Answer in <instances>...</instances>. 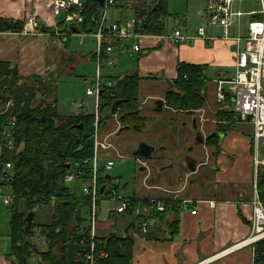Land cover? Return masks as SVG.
<instances>
[{"label":"crops","instance_id":"0c3cea01","mask_svg":"<svg viewBox=\"0 0 264 264\" xmlns=\"http://www.w3.org/2000/svg\"><path fill=\"white\" fill-rule=\"evenodd\" d=\"M51 3V0H0V16L21 20L34 16L39 22V31L35 33L26 31L25 28L19 31H0V59L10 61L12 65L18 68L19 73L22 75H38L40 77L41 74L48 71L52 63L53 66L56 64L63 53H67V57L69 55H77L76 60L65 62L66 68L69 71H72L76 67V64L82 60L89 61L96 58L93 50L87 53L88 51L84 47L74 52L70 48L69 42L72 34H81L83 32L78 28L80 26L76 24L77 21L67 22L70 26L66 30L63 29L61 25L66 22L60 23L58 21L57 16L59 14L54 13ZM128 3L125 5H128ZM114 4H116V0ZM122 4L121 7L124 6V3ZM136 5V7H140L142 4L138 2ZM121 7L120 9H122ZM163 13V21H165L167 28V22L171 16L167 6L164 8ZM140 17L143 20L146 18ZM127 19L129 18L125 15L123 19L121 17L114 21L124 22ZM177 21L179 22L180 19L177 18ZM42 24H45L44 28L41 27ZM206 25L208 34L217 35L215 28H213L215 26ZM234 27L238 31L237 26L234 25ZM175 28L181 29L176 26L171 30ZM171 30L167 28V32ZM181 30L186 34L196 33ZM223 34L221 38L213 41L198 38L193 42L183 41L181 43L169 42L161 37L162 34H150V36H144L140 39L131 37L130 41H125L127 43L125 49L123 50L119 46H116L113 55H123L128 53L127 51L139 52L136 66L128 73L138 71L141 76L140 82L142 79L153 77L156 80L163 81L167 85V89L171 84V80L177 76L178 61L183 60L189 63L206 65L205 73L209 68H214V80L218 85V79L231 77L235 72L230 73V68L236 67V53L232 48V42L225 41ZM81 35L85 36L86 34ZM93 36L96 40L94 34ZM55 38L64 39V41H56ZM131 42L132 44L138 42L141 45V49L139 51L133 50L130 47ZM50 55H53L52 62L49 61ZM103 58H105L104 55ZM126 74L119 76H125ZM104 80L107 79L105 78ZM141 85H143V82ZM217 85L216 106L215 111L212 112L215 118L211 120L203 113H199L200 109H203V106L193 111L170 108L165 103L164 94L148 93L147 97L157 99L155 105L151 108L148 107L146 112H143L145 110L144 104L146 103V98L140 101L141 113L146 116L147 124L139 132L147 134L151 130L152 126H149L148 123V119L151 117H157L159 122L164 118H172L177 120L176 132L178 136H169L170 143H173L176 137L180 141L182 140L183 143L180 142V145L170 148L165 133L169 128L166 122L160 123L159 129L161 134H155L156 137L152 139H148L147 137L144 139L143 136L140 140L127 137V141H123L125 142V146L132 143L129 153L127 152L126 154L133 155L136 160L141 162L139 169L145 172L144 178L151 177L152 174H156V177L162 178H155V182L151 180V183L147 184L149 195H136L135 197L139 199L138 203L141 204L147 203L149 198L161 201L164 198H178L181 206L177 213L168 212L161 220L150 216L147 232L140 230V216L137 213L135 205L130 206L125 211L118 212L114 210V204L108 210L106 220L99 218L98 236L100 238L108 237L111 234L134 238L132 264L255 263L254 251L251 245L227 251L229 246L239 242L251 233L252 200L255 192L257 168L254 163L256 153L251 134L248 137L245 132L240 131L238 128L223 131V133L219 134L221 141L218 148L207 141L208 135L214 131L217 132L221 122H226L225 118H220L217 115V111L225 110L233 112L229 107H224L219 103L217 99ZM160 99L164 100L163 103H159ZM167 109L172 110L175 114L169 112ZM116 123H119V129L122 126L121 122L118 120ZM104 124H107V120H104L101 126ZM129 128L134 127H127L125 129ZM136 131L138 130L136 129ZM115 132L117 131L114 130L109 134L111 135ZM197 135L199 138H196ZM128 138L131 140H128ZM142 141L153 146V150L149 156L134 154L139 145L138 143ZM112 148L115 149L114 144ZM199 152H202V156L198 154ZM173 157L184 158L186 164L184 163L183 168L175 172L176 179L171 182V178L168 180V168L176 164ZM207 173L208 177L211 174L212 177L208 186L204 187L207 191L201 192L194 176L201 174L200 176L207 177ZM211 184L213 189H211ZM108 185V182H103L102 186L104 188L101 190V193H106L105 190L108 188ZM114 187L116 189V185ZM151 190L152 194L150 193ZM122 196L131 197L128 195ZM143 199H145V202L141 201ZM186 200L189 201V207L184 206ZM138 203L135 204L137 205ZM99 206L98 217L102 211L101 203ZM156 209L155 207H149L148 216L155 213ZM192 209H196V212L193 213ZM123 214H126V216H123ZM118 217L123 218V220H120L122 232H119L116 228H111V226L118 224ZM175 219L177 220L178 229L174 232L171 229V222ZM134 221H136L135 225L133 224ZM40 236L45 240L43 235L40 234ZM138 248L139 251H136ZM46 249L47 244L42 250ZM10 252L11 227L5 230L0 229V264L12 263Z\"/></svg>","mask_w":264,"mask_h":264},{"label":"trees","instance_id":"16d2710c","mask_svg":"<svg viewBox=\"0 0 264 264\" xmlns=\"http://www.w3.org/2000/svg\"><path fill=\"white\" fill-rule=\"evenodd\" d=\"M83 1L85 20L80 22L78 28L81 32H93L96 22L92 20V15H100L101 4L98 0ZM165 7L163 1L160 7L152 9L144 19L141 29L150 34L166 33L167 28L163 21ZM252 17L258 18L260 14H253ZM27 19L0 16V31L22 30ZM205 69L204 64L178 61L177 76L171 80L164 93L166 105L188 111L204 106V91L208 80ZM114 78L115 84L103 90L100 96L99 126L108 117L116 116L121 125H129L138 131L144 129L147 118L142 115L140 109L141 76L138 71H133ZM27 79H33L34 82ZM7 95H12L16 100L14 112L17 117V145L10 155L14 159L12 187L15 193L11 203L13 216L10 220L11 264H28L29 257L34 252L39 253L37 245L31 240L35 230L44 236L47 244V249L40 252V264H89L85 260V247L81 246L80 240L89 234L91 199L73 192L64 175L69 169L73 170L77 162L93 156L95 115H85L84 112L60 114L57 110V97L49 92L41 77H25L10 61L0 59V96L6 98ZM49 97L54 98L52 102L46 101ZM102 98L105 103L101 102ZM118 99L120 101L113 111V103ZM105 105L110 106L111 113L103 112ZM217 115L225 118L226 122H221L218 131L210 133L207 137L208 143L216 148L221 141L219 134L234 129L237 120L231 111L218 110ZM78 147L81 149H77ZM86 177L77 179L84 181ZM100 179L103 184L110 176L104 177L103 181ZM256 183L259 196L264 201V166L258 167ZM107 189L105 192L113 193L112 188ZM129 198L133 205L138 203V198ZM20 200L25 201L26 209L21 210ZM141 201L145 202V199ZM162 201L164 208L156 209L155 213L148 216V220L151 217L161 220L168 212L177 213L180 210L178 198H164ZM98 203L100 205V201ZM36 205L49 206L51 219L47 222H36L34 212L33 225L27 230L24 218ZM85 209L88 211V225L84 224L87 220ZM133 224L135 225L136 221ZM171 229L174 232L178 229L176 219L171 222ZM97 240L95 264H132L134 238L111 234L108 237H97ZM254 262L264 264V238L257 242Z\"/></svg>","mask_w":264,"mask_h":264},{"label":"built area","instance_id":"2783aa9c","mask_svg":"<svg viewBox=\"0 0 264 264\" xmlns=\"http://www.w3.org/2000/svg\"><path fill=\"white\" fill-rule=\"evenodd\" d=\"M241 1L247 0H206L207 24L223 27V37L234 41L236 44L234 49L236 53V71L229 78L218 79L217 99L222 106L229 107L238 120L249 121L253 126L252 136L256 153L254 163L258 170L259 166H264V156H259L261 145H264V0H254L260 4V8L247 11L234 8V2ZM114 3L115 0H105L104 12L99 16L92 15V20L96 22V28L92 33L96 37L95 59L97 72L94 82L87 87L86 93L93 98V103H88L86 100L79 101V107L84 113L92 110L95 115L94 153L92 157L77 162L76 167L73 170L69 169L64 175L67 182L87 176L82 186V192L83 195L91 199L90 228L89 234L81 238L80 244L85 247L83 252L85 253V260L89 264H95V249L98 242L97 237L99 238L98 215L100 206L98 202L102 199V184L99 175L100 171H105L114 164L113 160H107L102 168L98 166V150L113 147L109 140L110 134L103 138L99 136L100 96L103 90L115 84L112 79H103L101 73L102 62L106 61L113 64L114 59L111 58L110 53L115 50L116 46L124 50L127 44L125 41L131 37L140 39L144 36H150V33L141 29L144 20L140 16H133L124 22H109L107 8ZM52 4L55 14L65 11L64 20L66 22H82L85 20L83 0H52ZM256 13H259L260 17L253 18L252 15ZM244 14L250 16L246 32H242L239 28V17ZM231 25L237 26L238 33L236 35L229 34L228 28ZM24 28L26 31L35 33L39 31V22L34 16H29ZM161 37L172 43H181L183 41L193 42L198 38L212 40L217 38L218 35L208 34L207 25H205L199 27L196 33L186 34L181 29L175 28L162 34ZM132 49L139 51L141 45L135 42ZM103 55L105 58H103ZM15 106L16 100L12 95H7L6 98L0 96V199L5 204L10 205L15 198L12 187L14 159L9 155L11 151L16 149L17 145ZM5 186H9L10 190H7ZM114 198L117 200L114 210L118 212L125 211L133 205L129 197L119 196ZM252 203L251 233L239 242L229 246L227 251L251 245L255 252L257 242L264 238V201L259 196L257 183H255ZM184 206L189 207L188 200L184 202ZM149 207L162 210L164 203L161 200L149 198L147 203L136 205L137 213L140 215L139 227L143 232L148 230ZM192 212H196V209H192ZM39 239L44 240L42 236ZM102 254L105 255L106 253Z\"/></svg>","mask_w":264,"mask_h":264},{"label":"rangeland","instance_id":"374dc122","mask_svg":"<svg viewBox=\"0 0 264 264\" xmlns=\"http://www.w3.org/2000/svg\"><path fill=\"white\" fill-rule=\"evenodd\" d=\"M159 0H116V4H111L108 8V21L112 22L116 19H119L123 16H127V18H131L133 16H143L144 18L147 17L149 12L154 9V6L158 3ZM165 4L168 8V11L170 12L171 16L168 20L167 28L171 30L172 28L178 26L184 31L188 32H196L199 27L207 24V14H206V0H164ZM128 5H125L127 4ZM140 2L142 5L140 7H136L137 3ZM124 3V8L121 7ZM130 4V5H129ZM134 4V5H133ZM120 5V6H119ZM136 5V6H135ZM126 6V7H125ZM120 7L122 9H120ZM234 8L235 9H241L243 11H247L250 9H256L258 10L260 8V4L254 0H247V1H241V2H234ZM104 12V7L100 6L99 13L102 14ZM65 11H62L61 14L57 16L58 21L60 23H65ZM177 18L180 19V21H177ZM250 19V16L247 14L242 15L239 17V28L242 32H246L247 29V23ZM176 22H178L176 24ZM77 25L80 26V23L76 22ZM70 25L67 24V22L61 27L63 29H67ZM213 27V26H211ZM216 30V33L218 35L217 38L212 39L210 41L216 40L221 38L223 34V28L222 27H213ZM228 32L231 35H236L238 32L236 31V27L231 25L228 28ZM81 34H86L85 36ZM81 34H72L71 40L69 42L70 48L75 52L77 50H81L82 48H86L88 51L87 53H90L92 50L95 52L96 50V40L92 34V32H83ZM223 39V38H222ZM56 41H64V39H57ZM130 41V39H128ZM225 41L232 42V48L235 49L236 44L234 41L224 39ZM133 42V41H132ZM132 42L130 43V47H132ZM187 42V41H186ZM131 49V48H129ZM115 51V50H114ZM112 51L110 53L111 58H113L114 62L113 64H110L106 61L102 62V76H104L103 79H112L113 81H116V76L123 75L128 73L133 67L136 66V62L138 60L139 52H132L127 51L128 53L123 55H113ZM70 57V58H68ZM67 53L61 54L59 57V60L56 62V64L53 66V63L51 64V67L48 68V71L44 74H41V78L45 82L49 92L53 96L57 97L58 100V112L62 115H71V114H80L83 113V110L79 107V101L80 100H86L88 103H93V98L91 96H88L86 94V89L88 86L92 85V82H94L96 72H97V62L95 59L92 60H82L76 64V67L69 71V69L66 68V61L76 60L77 55L74 54L73 56H68ZM53 55H50L49 61L52 62ZM70 59V60H69ZM236 66V64H235ZM236 70V67L230 68V73H234ZM207 83H206V89H205V95H206V103L203 106V109H200L201 111L199 113H203L204 115L208 116L211 119H214L212 112L215 111L216 106V81L214 80L215 77V70L214 68H209L207 71ZM27 77V75H24ZM32 77V76H29ZM29 82H34L33 79H27ZM143 82V85H141ZM140 89H139V98L140 101L144 100L146 98V103L144 104L145 110L143 112H146V109L148 107H152L155 105V101L157 98L153 97H147L148 93L153 92L157 93L159 95H163L164 91L167 87V85L163 81L156 80L153 77H148L145 79H142L140 82ZM46 90V88H45ZM46 92H48L46 90ZM53 97H49L46 99L47 102H52ZM101 102L105 103V99L102 98ZM169 112L175 114L172 110L167 109ZM103 112L105 113H111L110 106L105 105L103 107ZM113 112V111H112ZM83 114H93L92 110H88L86 113ZM107 124L102 125L99 127V134L101 138H103L104 135H107L114 130H118V124L116 123L117 117H108ZM159 119L157 117H151L148 119L149 126H152L151 130L146 133H141L139 131H136L134 128L125 129L121 134H117V132L111 134L109 136V140L114 144L115 149L112 147L108 149H102L100 148L98 150V166L99 168H102L107 162V160H113L114 165L105 170L100 171V178L106 177L107 175L110 176V179L106 180L109 185L108 189H113V194L110 192H106L102 194V199L100 200L102 211L100 212V219H107L108 217V210L117 203V200L114 197H118V195H128L131 197H135L136 195H149L147 192V184L152 182H155L156 174H152L151 177L148 176L144 178L145 172L141 171L139 169V166L141 165V162L139 160H136L134 156L129 153L131 149V144L125 146V142L127 141V137H131V139H137L140 140L143 136L144 139L146 137L148 139H152L156 137V135L161 134V131L159 129L160 123L166 122V124L169 126L166 133V138L168 140L170 148H173L175 145H180V142L183 143V141L176 137V140L173 141V143H170L169 136H176V126H177V120L172 118H164L163 120L158 121ZM155 127V128H153ZM240 131L245 132L248 137H250V134L252 135L254 129L253 126L249 121H243V120H236V127ZM157 129V133H156ZM113 130V131H112ZM237 130V129H236ZM235 130V131H236ZM159 131V132H158ZM237 132V131H236ZM104 134V135H103ZM156 134V135H155ZM178 136V135H177ZM136 137V138H135ZM128 138V140H131ZM177 143V144H176ZM139 144V143H138ZM130 146V147H129ZM13 153V151H11ZM11 152L9 155H11ZM260 157L264 156V145H261L260 148ZM176 164L174 166L168 168L169 174H168V180L171 178V182L176 179L175 172L177 170H180L183 168L184 163L186 164V160L184 158H175ZM104 172V173H103ZM156 173V171H154ZM201 174H198L194 176V179L198 183V187L201 189V192H205L204 187H207L210 178L212 177V174L210 177L200 176ZM161 178V177H159ZM158 178V179H159ZM162 179V178H161ZM209 179V180H208ZM101 180V179H100ZM81 181V183H80ZM83 181L81 179H74L71 182H67V185L71 187V190L75 192L77 195H82V185ZM118 184V188H117ZM116 185V189L115 186ZM197 187V188H198ZM7 190H10L9 186H5ZM211 189H213L211 184ZM152 194V190L150 191ZM19 207L21 210L26 209L25 201L20 200L19 201ZM50 207L46 205H36L33 208V211L35 212V221L36 222H47L51 219V212ZM84 215L87 216V220H85L84 224L88 225V211L85 209ZM13 216L12 207L10 204H5L0 199V229H10L11 223L10 220ZM123 216H126V214H123ZM120 220H123L122 217H118V224L116 226H111L112 229H117L119 232H122L121 230V224ZM33 225V224H32ZM39 231L35 230L33 231L32 235V242L37 245V248L39 250V253H33L29 257V263L28 264H39L41 260L40 252L41 250L46 246L45 240L39 239ZM139 235V234H137ZM136 251H139V248L136 249Z\"/></svg>","mask_w":264,"mask_h":264},{"label":"water","instance_id":"95a60500","mask_svg":"<svg viewBox=\"0 0 264 264\" xmlns=\"http://www.w3.org/2000/svg\"><path fill=\"white\" fill-rule=\"evenodd\" d=\"M100 2V4L102 6H104L105 4V0H98ZM162 3V0H159L158 3L154 6V9L158 8V6ZM42 28L45 27V24H42L41 25ZM119 99L116 100L114 103H113V106H112V110L114 111L115 110V107L116 105L119 103ZM163 99H160L159 100V103H163ZM127 127H130L129 125L126 126V125H122L120 126V128L117 130V133H121L125 128ZM77 149H81V147H78ZM153 150V146L149 145L147 142L145 141H142L139 143L137 149L134 151V154H142V155H145V156H149L151 154V151ZM104 186L101 187V190H103ZM33 214H34V211L33 210H30L28 211V213L26 214L24 220L26 221V229H30L31 226H32V222H33Z\"/></svg>","mask_w":264,"mask_h":264},{"label":"flooded vegetation","instance_id":"af4514ba","mask_svg":"<svg viewBox=\"0 0 264 264\" xmlns=\"http://www.w3.org/2000/svg\"><path fill=\"white\" fill-rule=\"evenodd\" d=\"M196 138H199V136L197 135ZM207 141H208V139H207ZM198 154H199L200 156H202V152H199ZM200 158H202V157H200Z\"/></svg>","mask_w":264,"mask_h":264}]
</instances>
